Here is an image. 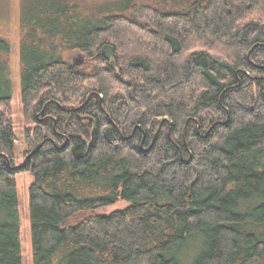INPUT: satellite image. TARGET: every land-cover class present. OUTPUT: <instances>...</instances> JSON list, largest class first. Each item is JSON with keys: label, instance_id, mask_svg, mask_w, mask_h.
Wrapping results in <instances>:
<instances>
[{"label": "trees", "instance_id": "1", "mask_svg": "<svg viewBox=\"0 0 264 264\" xmlns=\"http://www.w3.org/2000/svg\"><path fill=\"white\" fill-rule=\"evenodd\" d=\"M19 23L27 153L0 37V264H22L26 171L33 264H264V0H19Z\"/></svg>", "mask_w": 264, "mask_h": 264}, {"label": "rangeland", "instance_id": "2", "mask_svg": "<svg viewBox=\"0 0 264 264\" xmlns=\"http://www.w3.org/2000/svg\"><path fill=\"white\" fill-rule=\"evenodd\" d=\"M0 37L5 38L10 44V53L7 56L9 65V74L13 83L12 98L10 101V111L12 118V126L15 135V162L20 163L24 160L27 153V146L24 140V128L25 122L22 112V104L20 101V60H19V40H20V23H19V0H0ZM114 41L112 39L104 42L99 50L98 54H102V47L105 44H111L113 46ZM113 58L106 59V64L115 63L116 56L120 50H116L113 47ZM224 52V49H220ZM69 61L75 64L76 61L81 60L79 66L90 65L92 58L87 54L81 52H73L69 56ZM33 177L30 172H18L14 175V181L18 192L19 199V215H20V239L22 250V264H33L32 259V246L30 236V220L28 210V188L32 182ZM129 202L125 200H118L115 203L102 206L98 208L99 213L108 214L112 211H117L128 206Z\"/></svg>", "mask_w": 264, "mask_h": 264}, {"label": "water", "instance_id": "3", "mask_svg": "<svg viewBox=\"0 0 264 264\" xmlns=\"http://www.w3.org/2000/svg\"><path fill=\"white\" fill-rule=\"evenodd\" d=\"M102 54L105 58H113L114 56V50H113V46L111 44H105L102 47ZM81 63V60L76 61L75 64L78 65ZM111 65H114L113 60L111 61Z\"/></svg>", "mask_w": 264, "mask_h": 264}]
</instances>
